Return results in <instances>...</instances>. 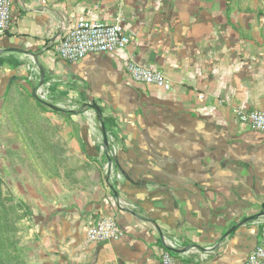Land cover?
Masks as SVG:
<instances>
[{
	"label": "crops",
	"instance_id": "obj_1",
	"mask_svg": "<svg viewBox=\"0 0 264 264\" xmlns=\"http://www.w3.org/2000/svg\"><path fill=\"white\" fill-rule=\"evenodd\" d=\"M119 13L125 48L57 57L77 22L111 23ZM0 50V108L31 87L73 104L69 144L106 175L81 191L79 209L46 219L59 264H165L166 253L169 264H241L255 248L264 132L234 110L264 109V0H12ZM130 61L161 71L171 90L127 83ZM88 103L101 110L107 147ZM103 215L123 235L87 242L88 221Z\"/></svg>",
	"mask_w": 264,
	"mask_h": 264
},
{
	"label": "rangeland",
	"instance_id": "obj_2",
	"mask_svg": "<svg viewBox=\"0 0 264 264\" xmlns=\"http://www.w3.org/2000/svg\"><path fill=\"white\" fill-rule=\"evenodd\" d=\"M32 92V87L19 88L0 108V264H59L44 238L46 219L79 209L81 191L102 187L106 180L102 168L74 153L65 113L42 103L45 109ZM35 94L61 108L73 106L42 89Z\"/></svg>",
	"mask_w": 264,
	"mask_h": 264
},
{
	"label": "built area",
	"instance_id": "obj_3",
	"mask_svg": "<svg viewBox=\"0 0 264 264\" xmlns=\"http://www.w3.org/2000/svg\"><path fill=\"white\" fill-rule=\"evenodd\" d=\"M11 3L12 0H0V37L5 35L11 24ZM121 15L119 13L111 23L91 20L77 22L56 43L57 57L68 62H78L87 54L110 53L125 48L130 38L122 28ZM124 74L129 84L159 87L165 92L171 90L170 81L152 65L130 61L124 66ZM234 113L239 123L264 132V109L236 108ZM84 235L86 241L92 243L116 241L123 235V230L114 216L103 215L88 221ZM163 262H171L168 253L163 255ZM241 264H264V226L258 244Z\"/></svg>",
	"mask_w": 264,
	"mask_h": 264
},
{
	"label": "water",
	"instance_id": "obj_4",
	"mask_svg": "<svg viewBox=\"0 0 264 264\" xmlns=\"http://www.w3.org/2000/svg\"><path fill=\"white\" fill-rule=\"evenodd\" d=\"M2 53V51L0 50V54ZM33 96L38 99L41 103L45 104L46 106H48L50 109L54 110V111H59V112H62V113H69V112H72V110L70 109H67V108H61L59 106H56L54 104H50V103H47L45 102L42 98H39L37 96V94L33 93ZM85 106H87L88 108H91L93 109L96 114L98 115V118L101 122V128H102V133H103V143H104V146L107 147L108 146V143H107V136H106V131H105V127L102 123V114H101V110L99 108V106H97L95 103H88L86 104Z\"/></svg>",
	"mask_w": 264,
	"mask_h": 264
},
{
	"label": "trees",
	"instance_id": "obj_5",
	"mask_svg": "<svg viewBox=\"0 0 264 264\" xmlns=\"http://www.w3.org/2000/svg\"><path fill=\"white\" fill-rule=\"evenodd\" d=\"M18 64V62H16L15 63V65H17ZM38 103L41 105V106H43L45 109H48L46 106H44L41 102H39L38 101ZM51 111H53V110H51ZM53 112H55V111H53ZM57 113V112H56ZM104 121V123H106L108 120H103Z\"/></svg>",
	"mask_w": 264,
	"mask_h": 264
}]
</instances>
